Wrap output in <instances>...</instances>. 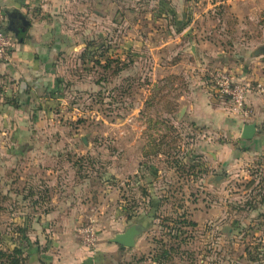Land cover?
Returning a JSON list of instances; mask_svg holds the SVG:
<instances>
[{"label":"rangeland","instance_id":"obj_1","mask_svg":"<svg viewBox=\"0 0 264 264\" xmlns=\"http://www.w3.org/2000/svg\"><path fill=\"white\" fill-rule=\"evenodd\" d=\"M43 3L68 50L49 109L0 115V253L18 218L27 221L19 240L43 252L37 234L54 225L42 221L59 212L84 250L78 228L90 220L96 246L141 224L137 246L110 255L114 264H264V147L243 148L236 129L209 132L184 112L199 92L219 97L214 72L235 74L225 61L264 60V0L239 10L224 0ZM62 249L51 241L48 256ZM31 259L19 264H48Z\"/></svg>","mask_w":264,"mask_h":264},{"label":"crops","instance_id":"obj_2","mask_svg":"<svg viewBox=\"0 0 264 264\" xmlns=\"http://www.w3.org/2000/svg\"><path fill=\"white\" fill-rule=\"evenodd\" d=\"M45 0H0V11L4 14L3 28L16 37L17 45L13 50L9 59L0 58V95L4 98V103L0 104V115L11 105L20 109L22 112L43 111L46 109L50 101H53L59 94L57 86L61 85L62 78L56 74L58 71V60L60 56L67 54L68 36L60 30L54 29L53 23L49 22L41 12L44 9ZM227 5H233L239 10L241 6H255L258 0H224ZM240 7V8H241ZM172 16H175L177 23H183L177 18L175 10L166 7ZM242 11L240 10V13ZM190 23L185 24V29L189 30ZM183 29V26L181 27ZM178 32L182 33L183 31ZM185 29H183L185 31ZM186 30V31H188ZM185 31V32H186ZM186 35V34H184ZM259 53L248 54L244 59L235 60L236 62H227L225 64H234V72L239 80L249 81L253 85L260 84L264 87V60H261ZM207 92L197 93L198 97L192 99L186 104L184 112L190 114L194 125L203 128L206 131L214 129L223 130L225 134H232L235 129L238 134L237 139L241 142L242 147L252 145L253 142L264 147V132L261 131L260 125L264 126V94L258 91H252L247 96L246 106L250 110V116L243 118L231 111L230 103L225 98H216V96H207ZM183 97V96H182ZM16 102V104H14ZM43 103V106L40 104ZM42 108V110H41ZM47 109H49L47 107ZM183 111V110H182ZM255 121L257 131L255 135L244 140L240 138L242 126L245 123ZM264 129V128H263ZM19 130H15L14 134L18 135ZM20 135V134H19ZM233 139L227 140L222 145L221 154L232 151ZM228 143V144H227ZM231 143V144H229ZM46 214V213H45ZM56 214L55 220L48 217L42 221L43 226H53L49 236L39 233L37 240L45 247L43 252L38 251L37 245L28 247L29 259L32 261H43L48 264H80L81 259L89 258L88 264H114L117 262L114 257L120 258L127 252V248L121 247L111 242H99L92 251L78 249L72 239V228L67 217ZM18 226H25L27 221L23 219H15ZM31 222V221H30ZM32 226L35 225L31 222ZM141 227H143L140 224ZM127 227V226H126ZM124 227V229L126 228ZM123 229V230H124ZM122 230V231H123ZM119 231V232H122ZM114 236V235H113ZM110 239V238H109ZM108 239V241H109ZM36 240V241H37ZM52 245H61L67 249H62L63 253L51 258L47 253L48 248ZM136 239V245L137 246ZM48 247V248H47ZM37 252L41 256H37ZM46 252V254H45ZM95 253V255H94ZM37 254V255H36ZM109 260V262H107ZM112 263H111V262Z\"/></svg>","mask_w":264,"mask_h":264},{"label":"built area","instance_id":"obj_3","mask_svg":"<svg viewBox=\"0 0 264 264\" xmlns=\"http://www.w3.org/2000/svg\"><path fill=\"white\" fill-rule=\"evenodd\" d=\"M4 14L0 11V58L9 59L17 45L16 37L4 30ZM212 84L215 92L230 103L231 111L243 118L250 116V110L246 106L248 94L252 91L262 92L260 84L253 85L249 81L237 79L233 71L220 69L212 75ZM93 220L78 228L81 243L86 249H93L98 239L97 230L92 223Z\"/></svg>","mask_w":264,"mask_h":264},{"label":"water","instance_id":"obj_4","mask_svg":"<svg viewBox=\"0 0 264 264\" xmlns=\"http://www.w3.org/2000/svg\"><path fill=\"white\" fill-rule=\"evenodd\" d=\"M256 131L257 125L255 121L245 123L242 126L240 138L249 140L255 135ZM83 142H86V140L83 139ZM142 229L143 227H141L140 225H137L135 223L130 224L122 232L114 234V236L111 237L109 241L121 247L132 248L136 245V239L140 235Z\"/></svg>","mask_w":264,"mask_h":264},{"label":"trees","instance_id":"obj_5","mask_svg":"<svg viewBox=\"0 0 264 264\" xmlns=\"http://www.w3.org/2000/svg\"><path fill=\"white\" fill-rule=\"evenodd\" d=\"M97 63V62H96ZM16 104V102L14 103ZM17 105V104H16ZM26 226H19V230L16 232L17 239L13 238L12 236L10 237V243L7 242L5 244L6 250H8V254L5 252H1L0 256H6V259L8 260V264H19V258L24 255L25 258H29V252L27 251V247L25 244L26 239L22 236L21 239L19 240L18 236H20L23 231L25 230ZM27 244V243H26ZM45 247H43L44 249ZM37 249L39 250L40 248L37 246ZM45 251V250H44Z\"/></svg>","mask_w":264,"mask_h":264}]
</instances>
